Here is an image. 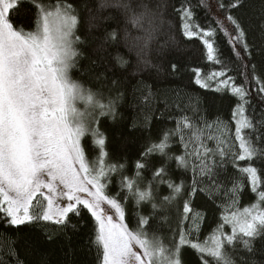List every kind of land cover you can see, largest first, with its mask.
<instances>
[{
  "label": "snow or ice",
  "instance_id": "obj_1",
  "mask_svg": "<svg viewBox=\"0 0 264 264\" xmlns=\"http://www.w3.org/2000/svg\"><path fill=\"white\" fill-rule=\"evenodd\" d=\"M28 0H0V213L5 221L19 227L28 224L53 222L63 227L70 224V214L79 217L85 209L94 221L95 238L90 241L101 258V264H185L183 250L189 247L197 254L200 264H209L205 257H211L215 264H235L231 256L232 246L239 243L248 252H255L253 242L256 238L264 240V211L245 208L243 213H232L225 217V223L232 224V233L225 236L213 234L211 244L191 241L185 233L172 247H167L155 234L149 235L150 218L140 216L137 229L130 230L125 220V208L121 200L109 196L106 188L112 181L113 174L120 176L121 191L127 190L128 196L136 201L151 202L155 210L158 206L153 202V184L167 183L172 190V196L163 200L170 202L180 194L183 182L176 184L164 181L167 175V164L171 160L177 162L178 168L192 167L200 175L211 176L219 157V166L229 155L227 144V127L217 121L216 126L205 123L203 127L188 117L178 123L176 132L180 133L184 143L185 154L169 155L170 134L165 133L159 143L152 144L142 154L135 164V177L124 176L125 165L109 163L106 151L107 136L93 119V113L99 109L100 115L115 116L114 102L107 105L100 102L96 93L85 89L71 77V71L76 67L77 58L82 53L76 47L84 41L77 35L81 23L80 15L75 6L66 0H57L51 6L36 5L39 11L35 31L25 32L23 27L17 28L11 21L10 13L20 11ZM203 3V0H201ZM264 3V0H262ZM206 6V5H205ZM244 6V0H225L220 2L216 23L219 30L232 46L235 56L247 63H242L246 75L248 64L256 52V46L249 43V33L243 21L233 15ZM162 5L157 0H101L99 9L113 8L119 14L114 19L117 24L120 16L127 25L135 29L139 35L135 44L141 51H148L156 40L165 23ZM88 8V5H85ZM184 21V35L192 37L196 33L189 22L193 13L189 7L180 10ZM96 19V17H92ZM227 25V27H226ZM204 45L208 50L209 60L215 59L216 49L209 39L215 33L209 29H201ZM129 33L125 30V37ZM118 33L114 29L108 38L115 41ZM259 54L264 57V24L260 26ZM216 62H220L217 60ZM123 65L124 61H120ZM148 64V61H145ZM171 71L178 70L176 64L170 65ZM255 73V65H252ZM225 76L224 71L212 73L208 79ZM196 83L203 88L210 85L199 78ZM259 85L258 91L264 93V82L254 77ZM232 77L219 81V85L228 86ZM231 91L243 102L233 113L236 121L235 135L239 140V151L233 154V162L245 161L249 166L240 169L251 183L252 191L257 193L261 205H264V190L258 169L252 166L256 159H264V113L258 120L245 115L244 104L247 103L248 92L243 85L233 83ZM82 102V111L77 103ZM190 132L185 141V132ZM212 132L205 135L206 130ZM245 130L251 134L246 135ZM90 135L93 144L99 150L96 160L89 161L85 148L81 143L83 137ZM255 135V140H253ZM205 140H214L216 147L210 148ZM189 144L194 147L189 151ZM153 154L164 157V162L153 173L146 187L141 188L139 180L142 172L149 167L147 158ZM195 157L198 163H192ZM144 161V162H141ZM242 183H234L233 195L241 190ZM46 190V191H45ZM195 181L193 192L195 194ZM37 194L43 196L46 205H41L39 211H33ZM128 196L122 197L127 199ZM68 201L66 206H60L59 200ZM235 202V201H234ZM257 209V205L252 206ZM109 209L114 210L118 221L114 220ZM190 210L188 203L184 204V212ZM73 229L76 225H71ZM45 240L51 242L52 236ZM8 255L16 256L14 249H9ZM0 264H6L0 258ZM16 264H22L16 259ZM252 264H256L255 261Z\"/></svg>",
  "mask_w": 264,
  "mask_h": 264
},
{
  "label": "trees",
  "instance_id": "obj_2",
  "mask_svg": "<svg viewBox=\"0 0 264 264\" xmlns=\"http://www.w3.org/2000/svg\"><path fill=\"white\" fill-rule=\"evenodd\" d=\"M57 0H28L20 11L10 13L12 23L23 27L25 32L35 31L39 11L36 5L46 7L56 4ZM64 2V0H62ZM76 7L81 23L77 35L84 41L76 47L82 53L77 58L76 67L71 71V77L85 89L97 94L101 103L107 105L114 102L115 116L100 115L99 109L94 111L93 127H99L107 136L106 151L109 163L125 165L123 175L135 177V164L142 154L154 143H159L165 133L170 134L169 155L185 154L184 143L180 133L176 132L178 123L188 117L203 127L205 123L216 126L222 122L227 127L226 148L229 155L219 166V157L214 174L200 175L192 167L178 168L177 162L171 160L167 164L168 173L164 181L176 184L183 182L182 191L170 202H165V196H172V190L167 183L153 184V202L157 208H152L151 202H142L137 206L136 201L128 196L127 190L121 191L120 176L113 174L112 181L107 185L106 193L121 200L125 208V223L130 230L137 229L140 216L149 217L151 227L149 235L155 234L163 244L172 247L179 240L180 234H186L187 239L200 243H209L213 234L225 236L232 233V225L225 223V217L239 213L245 208L260 204L257 193L252 191L251 183L246 175L240 172L248 162H233V154L239 151V140L236 139L235 128L238 115L233 113L237 106L243 103L231 91L233 83L243 85L247 90V103L244 104L245 115L258 120L264 113V93L258 91L259 85L254 77L264 82V57L259 54L260 26L264 24V3L262 0H244V6L233 15L239 17L249 33V43L256 46V52L245 69L238 59L227 38L219 30L216 23L220 2L225 0H157L165 23L152 43L150 50L144 52L136 46L135 37L139 33L127 25L120 16L117 24L114 19L119 14L113 8L99 9L101 0H66ZM88 5V8H85ZM206 5V6H205ZM182 7H189L193 13L189 21L196 35H184L181 19ZM96 17V19H92ZM227 27V25H226ZM211 28L214 35L209 39L216 49L215 59L209 60L208 50L203 43L206 38L201 29ZM118 33L115 41L108 38L113 30ZM129 33L125 37V30ZM219 60L220 62H216ZM120 61H124L121 65ZM145 61L149 63L146 64ZM176 64L178 70L171 71L170 65ZM255 65V73L252 72ZM225 72V76L208 79L212 73ZM199 78L208 83L207 88L196 83ZM232 77L228 86L219 85V81ZM264 134V129L260 130ZM185 141H188L189 130L185 129ZM212 132L206 130L205 135ZM245 134H251L245 130ZM255 140V135H253ZM89 161L96 160L99 150L93 144L92 137L87 135L81 140ZM210 148L216 147L214 140H205ZM264 146V145H262ZM194 144H189V151ZM164 157L153 154L147 158L149 167L142 172L138 181L141 188L152 180L153 173L164 162ZM192 163H198L192 157ZM144 162V161H141ZM252 166L258 169L264 190V159H256ZM195 181V194L193 182ZM234 183H242L241 190L233 195ZM46 191V190H45ZM128 196L127 199L122 197ZM235 201V202H234ZM188 203L191 211L184 212V204ZM66 198L60 199L59 204L66 205ZM41 205H46L42 195L34 201L33 211H39ZM71 225H76L73 229ZM52 236L51 242L45 240ZM95 238L94 221L87 210L82 209L79 217L70 214L68 227L53 222L28 224L17 227L9 225L0 213V258L6 264H16L18 258L22 264H101L98 252L90 241ZM235 264H264V240L256 238L253 242L255 252H248L239 243L228 246ZM14 249L16 256L8 255L9 249ZM209 264H215L211 257H205ZM185 264H200L197 254L189 247L183 250Z\"/></svg>",
  "mask_w": 264,
  "mask_h": 264
},
{
  "label": "rangeland",
  "instance_id": "obj_3",
  "mask_svg": "<svg viewBox=\"0 0 264 264\" xmlns=\"http://www.w3.org/2000/svg\"><path fill=\"white\" fill-rule=\"evenodd\" d=\"M77 107L80 109V110H84L85 109V105L82 103V102H78L77 103ZM94 117H95V114L93 113V119H94ZM238 119H239V116H238ZM38 195H40V194H37V197H38ZM36 197V198H37ZM257 206H258V208L257 209H253L252 207H249V209H252L253 211H256V210H260V211H262L261 210V208H260V204H256ZM60 206H66V205H64V204H60ZM241 213H243V210L241 211V212H239L238 214H241ZM109 214H113V218H114V220H116V221H118V217H116L115 215H114V210H111V209H109ZM124 222H125V220H124ZM231 224V223H230ZM232 225V224H231ZM209 244H211V241L209 242Z\"/></svg>",
  "mask_w": 264,
  "mask_h": 264
}]
</instances>
